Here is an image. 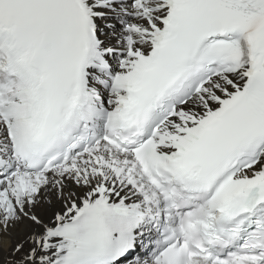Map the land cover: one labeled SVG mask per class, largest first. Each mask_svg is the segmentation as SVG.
<instances>
[{"label": "snow or ice", "instance_id": "obj_1", "mask_svg": "<svg viewBox=\"0 0 264 264\" xmlns=\"http://www.w3.org/2000/svg\"><path fill=\"white\" fill-rule=\"evenodd\" d=\"M0 264H264V0H0Z\"/></svg>", "mask_w": 264, "mask_h": 264}]
</instances>
